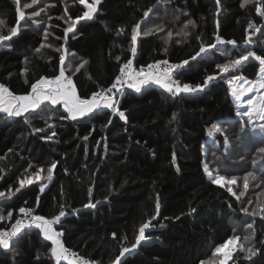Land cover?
I'll return each instance as SVG.
<instances>
[{"label": "trees", "instance_id": "obj_1", "mask_svg": "<svg viewBox=\"0 0 264 264\" xmlns=\"http://www.w3.org/2000/svg\"><path fill=\"white\" fill-rule=\"evenodd\" d=\"M242 3L220 0V13L215 15V0H101L93 19L79 20L65 34L87 11L79 0H36L34 4L32 0H0V20L4 21L0 35L11 36L10 30L18 29L16 36L0 42V84L13 94L30 93L37 79L58 75L61 55L69 69L66 75L88 61L72 75L78 95L85 99L109 87L131 58L139 67L188 59L176 71L182 85H203L207 76L214 77L201 91L178 95L153 82L140 92L126 88L115 98L127 120L111 109L61 120L58 117L68 115L62 104L51 106L58 111L44 117L33 118L30 113L8 117L0 111V192L5 193L0 199V217H4L0 230L11 228L26 215L19 212L21 207L45 219H53L62 209L66 215L53 227L63 234L64 247L95 264H110L123 247L135 243L139 227L149 221L145 234L152 239L125 253L121 264H218L224 255L215 253V248L233 236L240 239L231 245L224 264H264V214L251 215L264 199V134L252 131L248 118L237 114L228 84L237 76L255 80L260 64L249 57L239 69L222 73L217 67L246 50L264 57V17L257 12L258 7L264 8V0L244 7ZM149 8L152 11L145 18ZM188 19L196 21V28L190 27L187 37L176 36ZM136 23L141 24V33L157 25L163 30L141 34L133 55L131 29ZM249 23L261 32L253 34ZM168 32L173 36L165 43ZM217 34L225 41L235 40L236 45L217 44L192 60L201 44L216 42ZM250 35L253 43L245 44ZM213 125L220 131H214ZM37 128L43 131L36 132ZM53 130L57 135L46 139ZM53 162L52 178L45 179ZM218 170L237 183L216 184L209 172L216 175ZM249 172L255 179L248 177L245 190L244 177ZM228 187L237 196L244 195L237 200ZM89 203L95 207H85ZM248 223H253V229L247 228ZM253 230V250L259 252L251 256L246 251L251 245H245L244 251L240 245ZM17 239L19 243L13 242L10 249L0 248V264H57L51 257L54 245L40 229L25 228L13 241ZM37 254H42L39 260ZM59 264L75 263L61 260Z\"/></svg>", "mask_w": 264, "mask_h": 264}, {"label": "snow or ice", "instance_id": "obj_2", "mask_svg": "<svg viewBox=\"0 0 264 264\" xmlns=\"http://www.w3.org/2000/svg\"><path fill=\"white\" fill-rule=\"evenodd\" d=\"M81 4L85 6L87 11H84L82 16L79 17L77 21L71 23L68 28L65 30V34L68 32H72L75 28V24L79 22V20H91L93 19L94 15L98 11V5L101 3V0H93L92 3H88L87 0H79ZM159 3L160 0H157ZM170 0H164V3H169ZM32 3H36V0H32ZM254 3V0H243L241 7ZM216 11L215 15H219L220 13V0H215ZM26 7H30L31 5H25ZM152 9L149 8L147 11L144 12V17H148L149 12ZM257 12L260 16L264 17V8L258 7ZM33 15H39V12L33 13ZM179 13H177L178 18ZM20 18H24V12H20ZM4 21L0 20V25H3ZM196 21L192 19H188L187 22L183 25V27L175 33L178 37H187L190 32L188 31L191 27L192 29L196 28ZM248 28L252 31L253 34L261 32V29L257 27L254 23H249ZM163 29L157 25L155 28H147L146 31L141 33V24L136 23L134 27L131 29V48L130 51L133 55L137 52V38L143 34L144 36H148L153 32H160ZM124 29L121 28L120 32H123ZM11 36H16L18 29L12 28L10 30ZM11 36L8 35H0V42L5 40L11 39ZM173 36L172 32L167 33V39L165 43L168 42ZM45 39H47V33H45ZM215 43L212 44H201L199 46V50L195 52V55L191 56L192 60H195L197 57L201 56L202 53L207 52L209 48H215L217 44H231L236 45L235 40H223L220 35H216ZM245 44L251 45L253 43L252 36L250 35L247 40L244 41ZM43 47V45L41 46ZM39 51V49H37ZM56 51H61L60 48H57ZM167 47L164 48V52L167 53ZM249 57L254 58V60L259 61L260 64V75L259 79L256 81H248L243 77H234L233 79L228 80L229 87L231 89V94L235 98V100L241 106L246 107L245 111H238V115L242 117H248L250 121H264V93L261 90H264V57L259 56L256 54L255 51L246 50L245 54L240 55L238 58L231 59L229 62L217 65L220 68L222 73L229 72L233 69H239L240 66L243 64L244 61L249 60ZM119 59V57H117ZM27 61V57L25 58ZM65 55H61L59 57V74L54 76L52 79L48 78H39L36 80L35 83L30 85L31 93L28 95H15L11 92L7 87L3 84H0V111L7 113L8 117H20L24 116L26 113H30L31 117H44L49 112L58 111L57 109L52 108L53 105H61L67 111V117L61 115L58 119H65L68 118L70 120H77L80 117L87 116L91 113H94L97 109H111L113 113L119 115L120 119L127 120L125 113L120 111L119 109V102L115 98L116 93L121 91V88L124 87L127 78V81H131L127 83L128 88L135 89L136 92H140L142 86L149 84L150 82H154L158 85H161L163 89H165L168 93L173 95H178L180 93H192L201 91L203 87L207 86L209 81L214 79L213 76H207L203 85H190L188 83H184L181 85L179 80H174L172 76V72L174 69H179L184 65L189 63L188 59H184L181 63L173 64L168 66V60H160L157 61L155 64L149 65V71L147 74H144V70L141 69L139 73L133 74L131 71H125L126 69H131V61L129 60L127 63L123 65V68L120 69V75H118L115 79V82L111 85V87L107 89H101L98 92H94L90 98H81L80 95L77 94L76 85L73 83L72 75L75 72L79 71V68H82L84 65L88 63L87 60H84L79 66L75 69H71V75H66L65 64ZM160 65H165L166 67L163 70H160ZM153 69L158 70L155 74ZM28 69H25L27 72ZM179 75V73H177ZM113 89L116 91L113 92ZM248 93H254V96L249 97L246 101L244 97ZM47 101L49 103L45 104L44 102ZM43 105V107H41ZM39 109V111H35ZM176 114L172 115V120H176ZM25 119L28 120L29 117L25 116ZM111 123V121H109ZM49 127H53V125H49ZM260 132H264V123L259 124L258 126ZM213 130L219 132L220 129L216 125H213ZM242 131L244 129H241ZM36 132L43 131V129L37 128L35 129ZM256 131V129H253ZM212 133L210 132L209 135ZM57 135L56 131L53 130L50 135L46 137V139L51 140L53 137ZM83 139L87 140L88 137L85 136ZM11 151V150H9ZM261 152H264V149H261ZM173 159H175V155L173 154ZM56 168V162H53L51 168L47 169V176L45 179L51 180L53 175V169ZM205 170L207 171V165H205ZM41 171H44L41 169ZM211 174V173H209ZM248 177H252L255 179L253 173L249 172L248 176L244 177L243 187L246 190L248 188ZM36 178L39 179V173L36 174ZM214 182L221 187L225 185H235L237 183L236 179L233 177L231 179L226 178L223 175H219L215 178ZM25 181L21 180L20 185L23 187ZM27 183L31 184L32 180L28 179ZM19 191V188L17 189ZM228 191L232 193L233 196H236V199L239 200L240 196L244 195V192H241L239 196H237L236 192L233 191L231 187H228ZM264 196V193L261 194ZM5 198V193L0 192V199ZM38 202V201H37ZM85 207H95V204H87ZM258 211L254 210L251 215L256 216L258 214H264V199L260 201L257 205ZM31 209L21 207L19 209L20 213H25L27 216H31ZM192 211L194 212L195 209L193 208ZM243 212L247 213L248 208H243ZM156 213L159 214V203L157 202L156 205ZM66 215L64 210H60L59 214L56 215L53 219H45V217L40 215L31 216V219L25 223L24 220L16 219L15 224L11 225L10 231H0V248L3 250H8L12 246L13 242L19 243V239L13 241V238L19 236V234L25 229H31L33 226L36 229H40L43 233V236L46 240L51 241L53 247H51V257L55 258L57 264L61 260L69 259L68 249H66L59 237L63 234L61 232H57L53 227L54 224L60 223L61 217ZM11 216V213H9ZM4 217H0L3 219ZM156 217H153L155 219ZM151 226V221L142 224L139 227V234L135 239V243L132 244L131 247H123L119 254L115 256L114 259L111 260L110 264H121V257H124L125 253H131L133 249L137 248L142 241L151 240V236H146L145 230ZM253 223H248L247 228L253 229ZM28 233L25 232L24 235ZM115 235V234H113ZM253 236L254 230L248 236H245L244 243L240 245L241 251L245 250V245H251L246 249L251 256L256 255L259 252V249L253 250L255 245L253 243ZM22 239L23 237H19ZM240 239L239 236H233L232 239H229L226 243L221 244L220 246L215 248V253H223L225 260L231 255V252H225V249L229 247V245H235L236 242ZM42 254H37L36 259L39 260ZM74 255V254H73ZM251 256L246 257L247 259H251ZM80 264H87L85 261H80ZM201 264H217L216 261H202ZM218 264H224V261H219Z\"/></svg>", "mask_w": 264, "mask_h": 264}, {"label": "built area", "instance_id": "obj_3", "mask_svg": "<svg viewBox=\"0 0 264 264\" xmlns=\"http://www.w3.org/2000/svg\"><path fill=\"white\" fill-rule=\"evenodd\" d=\"M130 61H131V69H130V70L126 69L125 71H131L133 74H135V73H139V72L141 71V69L144 70V74H147L148 71H149L148 66L156 63V62H152V63H150V64H148V65H146V66L139 67V66H137V65L134 63V61H133L132 58L130 59ZM127 62H128V61L124 62L123 65H124L125 63H127ZM168 62H169L168 66H171V65H173V64H178V62L171 61V60H168ZM123 65H122L121 68H123ZM165 67H166L165 65H160V70H163ZM179 69H180V68H179ZM177 70H178V69H174L173 72H172V76H173V79H174V80H178L177 77H176V71H177ZM157 71H158V70L153 69L154 74H155ZM118 75H120V72H119ZM118 75H117V76H118ZM125 80H126V83H125L124 87H122V88H121V91H120L119 93H116V94H120V93L123 92L126 88H128V87H127V83H128V82H131V81H127V78H126V77H125ZM114 82H115V81H114ZM114 82H113V83H114ZM113 83H112V84H113ZM180 83H181V81H180ZM112 84H111V85H112ZM183 84H184V83H183ZM188 84H190V83H188ZM111 85H110L109 87H111ZM181 85H182V83H181ZM190 85H192V84H190ZM5 87H7V86H5ZM109 87H107V88H109ZM7 88H8V87H7ZM107 88H105V89H107ZM8 89H9V88H8ZM115 91H116V90L113 89V92H115ZM31 216H35V215H31ZM31 216H27V215H25V216H22V217H20V218H18V219L24 220L25 223H27V222L31 219ZM14 224H15V222H14ZM10 229H11V228H9V229H4V230H0V231H10ZM59 238H60V237H59ZM13 239H15V238H13ZM65 248H66V247H65ZM66 249H68V248H66ZM68 253H69V259H67V260H68V261H72V262L75 263V264H80V261H81V260L87 262V264H95L93 261H91V260H89V259H87V258H85V257H83V256H80V255H76V254H74V253H73L71 250H69V249H68ZM73 254H74V255H73Z\"/></svg>", "mask_w": 264, "mask_h": 264}, {"label": "rangeland", "instance_id": "obj_4", "mask_svg": "<svg viewBox=\"0 0 264 264\" xmlns=\"http://www.w3.org/2000/svg\"><path fill=\"white\" fill-rule=\"evenodd\" d=\"M259 75H260V72H259V74H258V77L255 79V80H253V79H248V78H245L244 77V79H246V80H248V81H256V80H258L259 79ZM154 83V82H153ZM262 91V93H264V90H261ZM252 96H254V93H248L245 97H244V99H245V101L249 98V97H252ZM233 99L235 100V98L233 97ZM235 105H236V109H237V111H245L246 110V107H244V106H241L240 104H238V102L235 100ZM248 118V117H247ZM248 125H250V127H251V129H252V131H253V129H256V132H258L259 131V128H258V126H259V124H261V123H264V121H259V120H256V121H250L249 119H248ZM260 132V131H259ZM262 134H264V132H261ZM233 166V165H232ZM218 172V174H213V173H211V174H209L210 175V178L212 179V180H215V178L217 177V176H219V174L221 175V173L219 172V170L217 171ZM210 173V172H209ZM232 250V246L230 245L228 248H226L225 249V252H229V251H231ZM228 259V258H227ZM226 259V260H227ZM225 260V257H224V261H226Z\"/></svg>", "mask_w": 264, "mask_h": 264}, {"label": "crops", "instance_id": "obj_5", "mask_svg": "<svg viewBox=\"0 0 264 264\" xmlns=\"http://www.w3.org/2000/svg\"><path fill=\"white\" fill-rule=\"evenodd\" d=\"M31 93V92H30ZM30 93H27V94H21V95H28V94H30ZM78 94V93H77ZM15 95H17V94H15Z\"/></svg>", "mask_w": 264, "mask_h": 264}]
</instances>
